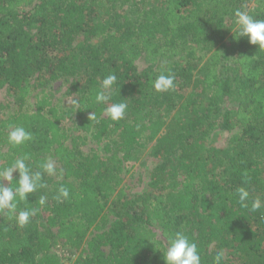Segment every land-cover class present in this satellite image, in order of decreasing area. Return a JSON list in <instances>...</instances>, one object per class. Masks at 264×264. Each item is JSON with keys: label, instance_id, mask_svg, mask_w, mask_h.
<instances>
[{"label": "trees", "instance_id": "1", "mask_svg": "<svg viewBox=\"0 0 264 264\" xmlns=\"http://www.w3.org/2000/svg\"><path fill=\"white\" fill-rule=\"evenodd\" d=\"M243 4L264 19L260 0H0V89L16 101L0 119V165L28 152L34 170L48 156L63 170L29 195L38 211L26 226L0 214V264H59L58 244L78 252L76 264H164L141 232L163 241L171 230L197 243L201 264L221 251L220 264H264V209L235 195L247 173L250 196L264 197V51L229 28ZM168 70L175 88L155 92ZM110 73L109 103L128 105L119 121L93 102ZM65 79L62 97L47 90ZM9 125L33 139L10 148ZM216 128L232 132L225 147L208 143ZM149 147L160 162L149 189L129 197L124 163ZM61 184L70 195L58 202Z\"/></svg>", "mask_w": 264, "mask_h": 264}, {"label": "clouds", "instance_id": "2", "mask_svg": "<svg viewBox=\"0 0 264 264\" xmlns=\"http://www.w3.org/2000/svg\"><path fill=\"white\" fill-rule=\"evenodd\" d=\"M264 4V0H260ZM232 39L239 40L247 38L251 45L258 46L264 51V19L257 18L254 8H249L243 4L231 12ZM117 76L114 73L106 75L95 92L93 102L99 105H106L103 109L104 114L112 121H119L125 117L127 103L124 101L111 102L113 88L117 84ZM175 76L171 70L167 74L162 72L152 81V88L155 92H167L175 88ZM78 100H72V105H77ZM89 119L96 120V114L91 112ZM33 139V133L21 125H9L6 142L12 149L25 146ZM32 154L24 152L13 158L7 165H0V214L14 220L15 223L23 228L30 219L37 214L38 209L27 207L29 195L38 189H44L47 184L44 180L48 177L63 176V170H57L55 162L51 158H43L37 162L34 170L31 163ZM15 174V175H14ZM248 183L247 173L240 186L235 189L237 202L242 208H247L251 212L264 209V197L260 195L254 198L250 196L249 189L245 186ZM69 189L60 185L56 191L54 199L62 202L69 198ZM47 197L41 195L38 203L40 206L46 204ZM264 218V213H262ZM141 239L148 240L155 250L163 253L164 264H201V255L198 245L193 241L184 230H171L165 233L162 241L156 234H149L147 231L141 232ZM223 252H218L214 257V264H220Z\"/></svg>", "mask_w": 264, "mask_h": 264}, {"label": "rangeland", "instance_id": "3", "mask_svg": "<svg viewBox=\"0 0 264 264\" xmlns=\"http://www.w3.org/2000/svg\"><path fill=\"white\" fill-rule=\"evenodd\" d=\"M249 5H252V2H250ZM145 66V62L143 60L138 61V67L139 69H142ZM69 80H59L57 82H54L50 84L49 87H47V90H50L53 92L55 97H62V94L64 93L66 86L68 85ZM63 99V98H62ZM64 102V99H63ZM69 103V100H67ZM30 105H33L34 103V97L29 98ZM0 104L2 107H0V119L14 111L16 108V101L12 95L8 92L6 87L0 89ZM68 127H70V133L74 135L76 133L75 126L72 123H65ZM232 132H228L226 130H222L220 128H216L212 131L210 137L208 138V143L217 146V147H225L227 145L228 139ZM90 148H97L96 145L92 143H88L87 145L83 146L84 151H88ZM99 150V148H98ZM99 152H101L99 150ZM47 158H51L57 167V170L59 172L60 164L59 162L52 156H48ZM160 162V159L153 156L150 147L147 148L144 152L138 154L134 158H131L127 160L124 163V171L121 174L122 177V187L127 193L129 197H133L134 195L141 194L146 192L149 189V181L151 177L152 170L154 166ZM45 177L48 179L49 184H53L56 180L60 179V176H53L48 177L45 175ZM42 216H47V211H41ZM113 219V215L108 214L107 221L105 222L103 228H107L110 224V222ZM210 248H212V245H210ZM51 252L56 254L59 258H77L78 252H74L69 247L63 246V245H56L51 249ZM86 255V254H83Z\"/></svg>", "mask_w": 264, "mask_h": 264}, {"label": "built area", "instance_id": "4", "mask_svg": "<svg viewBox=\"0 0 264 264\" xmlns=\"http://www.w3.org/2000/svg\"><path fill=\"white\" fill-rule=\"evenodd\" d=\"M59 264H76V259L74 258H59Z\"/></svg>", "mask_w": 264, "mask_h": 264}]
</instances>
